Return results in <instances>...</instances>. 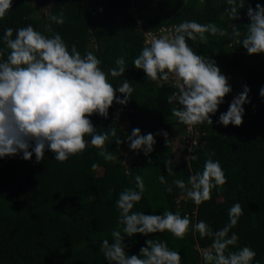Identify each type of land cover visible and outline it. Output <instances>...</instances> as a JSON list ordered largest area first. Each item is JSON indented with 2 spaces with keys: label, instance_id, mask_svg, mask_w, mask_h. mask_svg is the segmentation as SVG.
<instances>
[{
  "label": "trees",
  "instance_id": "trees-1",
  "mask_svg": "<svg viewBox=\"0 0 264 264\" xmlns=\"http://www.w3.org/2000/svg\"><path fill=\"white\" fill-rule=\"evenodd\" d=\"M257 3L264 6V0H244L245 9H238L240 17L233 20L225 14L227 0H50L48 14L58 15L63 10L64 23L60 25L47 16L37 17L36 5L27 0H13L11 9L0 19V60L6 59L10 51L3 42L4 29L31 24L50 36L52 33L44 31V25L50 23L52 32L63 38L69 50L75 44L82 56L93 52L102 61L100 67L105 72L115 68V60L123 56L127 69L124 75L109 76L108 80L118 87L128 79L134 91L127 105L114 102L107 118L98 114L89 118L98 133L116 128V136L110 135L105 143V149L116 156L115 160L105 161L99 156L87 135L86 149L65 162L55 161L54 153L48 150L39 163L34 153L29 161L22 158V153L0 158V264H110L100 251L101 243L103 239L112 243L111 232L117 228L119 218L116 200L125 188H136L137 175L143 178L145 192L132 211L162 215L168 210L181 217L187 215L191 223L183 239L168 231L148 237H125L129 256L138 255L141 247H146V239H154L166 241L169 249L177 251L181 264H203L201 251L210 248L212 239L201 238L192 230L193 225L203 220L213 231L222 229L229 222L228 209L238 202L243 215L228 235L235 233L240 240L228 251L249 246L256 252L252 264H264V220L257 221V215L264 213V98L259 95L264 87V54L249 56L231 38L233 25L242 33L246 31L244 26L250 23L247 6L255 8ZM185 20L215 23L227 30L228 36L206 33L205 40L198 37L188 44L198 55L216 62L232 90L235 82L239 84L236 95L244 85L250 89V103L243 106L242 125L225 127L217 123L232 101L230 92L216 114L211 115L212 125L194 126L206 133L205 144L193 147V158L186 161L175 160L173 141L166 144L162 135H156L163 130L178 140L184 130L185 125L171 112L177 105L167 103V97L177 89L168 81L148 80L143 70L132 64L145 47L137 22L143 31H154ZM116 95L123 99L119 92ZM120 114L126 115L127 127L120 126ZM134 128H139L141 135H154L156 143L148 157L142 151H131L127 143L116 144L117 139H126ZM207 159L220 162L227 183L212 190L211 198L217 202L197 206L196 218L193 201L172 181L180 179L187 185L191 175L203 171ZM169 160L171 175L164 163ZM94 163L102 169L99 176L97 169H92ZM3 170L6 176H1ZM160 175L165 176L172 192L164 190Z\"/></svg>",
  "mask_w": 264,
  "mask_h": 264
},
{
  "label": "clouds",
  "instance_id": "clouds-1",
  "mask_svg": "<svg viewBox=\"0 0 264 264\" xmlns=\"http://www.w3.org/2000/svg\"><path fill=\"white\" fill-rule=\"evenodd\" d=\"M12 3L13 0H0V19L6 16ZM227 4L225 14L237 20L240 17L238 9H245L244 0H227ZM49 7L42 9L47 19L62 25L63 10L58 15H50L47 13ZM247 18L250 23L244 26L246 31L242 33L233 25L231 38L242 45L249 56L264 54V6L257 3L252 8L248 5ZM44 31L52 34L46 36L31 24L15 30L11 27L4 29L3 42L10 51L6 59L0 60V158L22 153V158L29 161L34 153L39 163L48 150L54 153L55 161L65 162L86 149L87 135L91 137V145L99 150V156L105 161L115 160L116 156L105 149V143L110 135L116 136V128L109 127L108 131L98 133L89 118L93 114L107 118L114 102L127 105L131 99L134 89L128 79L118 87L108 80L109 76L124 75L127 70L125 58L118 57L116 67L105 72L100 67L102 61L93 52L87 51L82 56L75 44L69 50L63 38L52 32L50 23L44 25ZM206 33L220 37L229 35L215 23L185 20L174 26L171 38L153 36L132 61L133 66L143 70L152 82H166L170 78L174 81L177 91L167 97V103L177 105L171 109L172 115L187 126L212 125L211 115L216 114L225 96L232 91L228 78L216 62L198 55L188 44L189 40L196 41L198 37L205 40ZM117 92L123 99L116 95ZM249 92L248 86L244 85L228 110L220 114L217 123L225 127L230 124L241 126L245 115L243 106L250 103ZM259 95L264 98V87L260 88ZM156 135H162L165 143H170L166 131L161 130ZM122 143H127L131 151H142L148 157L156 141L153 133L141 135L140 129L134 128L126 139L116 140L117 145ZM164 163L171 175L172 161ZM98 167L96 163L92 165L94 171ZM158 179L165 191L172 192L164 175ZM135 183V189L125 188L119 193L116 200L118 225L111 232L112 243L103 239L100 251L110 264H181L179 253L169 249L163 240L146 239V247H141L138 255L129 256L126 252L125 237L132 238L137 234L148 237L168 231L183 239L191 223L187 215L181 217L168 210L162 215L132 211L145 192L140 175L135 177ZM226 183L220 162L212 159L205 161L202 172L189 177L187 185L180 179L172 181L196 205L209 201L212 190H219ZM242 215V205L237 202L228 209L229 222L222 229L213 231L203 220L193 225L192 230L201 238L212 239L210 248L202 251L203 264H252L256 252L251 247L228 251L229 246H235L239 239L235 233L230 237L228 234Z\"/></svg>",
  "mask_w": 264,
  "mask_h": 264
},
{
  "label": "rangeland",
  "instance_id": "rangeland-1",
  "mask_svg": "<svg viewBox=\"0 0 264 264\" xmlns=\"http://www.w3.org/2000/svg\"><path fill=\"white\" fill-rule=\"evenodd\" d=\"M27 1L31 5H36V16L37 17H45L46 16L45 12L42 11V9H45V8L50 6V0H27ZM180 1L184 2L185 0H180ZM49 8L47 9V13L49 11ZM131 13L132 14L134 13L133 10L131 11ZM217 17H218V15L215 14L214 18H217ZM137 25L140 26L141 23L137 22ZM171 81H172V79L170 78L168 83L171 82ZM238 85L239 84L237 82H235L234 89L231 91V99L232 100L237 94ZM118 121H119V124H120L121 127H127L128 126V120H127L126 115L120 114L119 117H118ZM173 130L175 131L176 128L173 129ZM183 132H184V130H182L181 134L179 135V139L178 140L177 139H172V136H170V135H168V140L173 141L172 145H173V148H174L175 160H181L180 158H182L184 161H186V160L190 159L189 158L190 154H189V151H187L186 149L184 151L183 148H182L183 145H182V142L180 140V137L182 138V136L184 135ZM195 140H197V138H195ZM127 152H128V148L126 149L125 154ZM125 154H124V156H125ZM124 156H123V160H124ZM101 173H102V169L101 168L96 170V175L97 176L101 175ZM1 176H6V171L5 170L1 171ZM217 201H218L217 199H212L211 198L209 201H205L201 205H208V204L215 203ZM191 205H194V208L192 210H193V213L196 215L197 206H199V207H202V206L201 205H196V204H194V202ZM196 218H197V215H196ZM263 220H264V213H262L261 215H257V221L258 222H261ZM64 226H65V224H62L60 227L63 228ZM238 240H240V237H239Z\"/></svg>",
  "mask_w": 264,
  "mask_h": 264
},
{
  "label": "built area",
  "instance_id": "built-area-1",
  "mask_svg": "<svg viewBox=\"0 0 264 264\" xmlns=\"http://www.w3.org/2000/svg\"><path fill=\"white\" fill-rule=\"evenodd\" d=\"M174 26H167V27H161L158 30L154 31H143L141 26H138L139 30L142 31L143 37H144V45L147 46L150 40L152 39L153 36H164L171 38L172 34L174 33ZM150 33V34H149ZM172 86H174V81L172 80L169 82ZM122 112V109L120 110ZM184 135L182 138L180 137V140L183 145V150L189 151V158L192 159L193 155L191 153V149L193 147L199 146V145H204L205 142L203 140V137L206 135L205 132H201L198 128L194 126H187L185 125L184 127ZM197 138V140H195Z\"/></svg>",
  "mask_w": 264,
  "mask_h": 264
},
{
  "label": "crops",
  "instance_id": "crops-1",
  "mask_svg": "<svg viewBox=\"0 0 264 264\" xmlns=\"http://www.w3.org/2000/svg\"><path fill=\"white\" fill-rule=\"evenodd\" d=\"M173 151H174V148L172 147Z\"/></svg>",
  "mask_w": 264,
  "mask_h": 264
}]
</instances>
